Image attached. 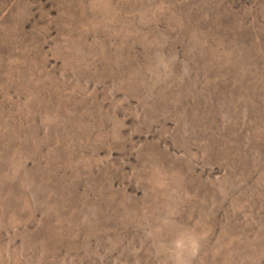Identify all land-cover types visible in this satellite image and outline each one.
Masks as SVG:
<instances>
[{"label": "rangeland", "instance_id": "rangeland-1", "mask_svg": "<svg viewBox=\"0 0 264 264\" xmlns=\"http://www.w3.org/2000/svg\"><path fill=\"white\" fill-rule=\"evenodd\" d=\"M0 264H264V0H0Z\"/></svg>", "mask_w": 264, "mask_h": 264}]
</instances>
